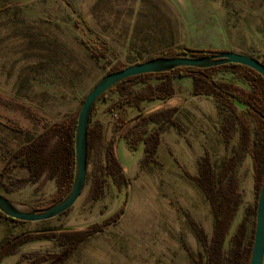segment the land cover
<instances>
[{"label":"rangeland","instance_id":"rangeland-1","mask_svg":"<svg viewBox=\"0 0 264 264\" xmlns=\"http://www.w3.org/2000/svg\"><path fill=\"white\" fill-rule=\"evenodd\" d=\"M186 50L231 51L264 63V0H0V194L24 212L51 206L57 180L46 170L31 174L21 150L51 125L72 118L109 71L156 57H188ZM210 78L250 90L227 69ZM150 79L155 85L156 78ZM144 83L126 87L136 94ZM117 91L107 92L91 117L89 126L101 125L103 142L125 131L120 117L109 122L107 106L119 99ZM192 100L176 117L179 130L167 124L162 131L152 162L143 161L145 145L141 153L128 145L122 151L126 183L102 170L103 150L92 148L83 190L66 213L40 222L0 218V243L9 239L18 254L15 264H206L191 223L210 238L214 217L192 178L206 155L218 173L239 135L231 136L225 151L219 104L205 95ZM235 104L248 117L246 107ZM164 134L174 138L166 141ZM174 141L186 156L181 147V155L175 151ZM195 143L201 154H190ZM253 173L249 155L236 159L239 203L224 254L242 223L241 244L249 246L257 201Z\"/></svg>","mask_w":264,"mask_h":264},{"label":"trees","instance_id":"trees-1","mask_svg":"<svg viewBox=\"0 0 264 264\" xmlns=\"http://www.w3.org/2000/svg\"><path fill=\"white\" fill-rule=\"evenodd\" d=\"M213 52L214 51L209 50H186L188 56L194 58L203 57ZM219 69H227L234 72L240 79L248 83L250 90L246 91L235 85L221 84L213 81L210 78V74ZM116 70L118 69H113L109 72ZM149 77H156L162 81L153 88L151 86H146L143 91L136 94L129 91V88L126 87V85H130L133 82L144 83ZM173 78L191 79L193 95L210 96L219 104L221 112L224 113L223 124L220 130L226 148L229 146L234 131V124L236 123L238 126V145L232 148V154L229 157H225L220 171L216 173L210 165L206 155L197 162L198 176L192 178L205 195L212 210L214 224L210 238H207L203 231L194 223H191V225L197 234L198 241L205 250L206 264H248L255 225L256 203L252 210L254 221L249 246L243 248L241 244L243 223L236 229L232 237V246L228 254L223 253L222 245L239 203L235 193V161L236 159L242 160L246 155H249L253 161V178L257 200L264 171V80L255 71L235 64H227L207 69L180 67L168 72L145 74L125 79L104 92L95 104L100 99H103L107 92L113 88H117L121 95L120 104L129 105L136 104L139 101L166 99L173 93L171 85V80ZM232 100L245 105L246 114L251 118L253 128H251L250 122L247 120L245 114L236 112ZM95 104L89 116L86 133L87 164L90 150L92 148H96L97 150L101 149L103 150L105 159V165L102 170L110 176L114 182L118 183L121 181L126 183L127 179L125 173L113 150V139L111 138L107 144L104 145L101 125L95 123L92 128L89 126ZM175 111L176 108H168L156 114L142 116L137 121L139 123L128 130L126 141L129 148L135 150L140 141L144 143V162L153 161L156 148L159 144V134L165 125L169 124L179 130V125L172 119ZM77 114L78 112L72 118L62 123L51 125L46 132L37 136L36 139L20 152L22 158L21 163L29 169L31 174L37 176L39 172L46 170L50 178H55L57 180V187L52 205L66 197L73 182L75 173L74 133ZM149 123L158 124L157 128L147 132V125ZM53 138H55V141L49 146ZM64 213H66V211L62 214ZM120 214L121 210L117 211L110 219V222H116ZM0 218L15 223H25L11 220L2 213H0ZM6 243H9V239L3 241L1 246ZM16 243V245H19L21 242L18 241Z\"/></svg>","mask_w":264,"mask_h":264},{"label":"water","instance_id":"water-1","mask_svg":"<svg viewBox=\"0 0 264 264\" xmlns=\"http://www.w3.org/2000/svg\"><path fill=\"white\" fill-rule=\"evenodd\" d=\"M227 64L247 67L255 71L264 80V64L258 60L231 51H214L203 57L152 58L116 71L108 72L101 77L84 97L78 110L74 133V178L69 193L61 201L49 207L31 212H24L15 207L7 198L0 194V213L11 220L21 222L46 221L67 211L80 196L87 169V127L92 108L98 98L119 82L145 74H157L175 68L207 69ZM264 254V171L257 196L255 209V225L248 264H261Z\"/></svg>","mask_w":264,"mask_h":264},{"label":"crops","instance_id":"crops-1","mask_svg":"<svg viewBox=\"0 0 264 264\" xmlns=\"http://www.w3.org/2000/svg\"><path fill=\"white\" fill-rule=\"evenodd\" d=\"M150 78H156V77L147 78L144 84H146L148 86H151L152 88L155 87L156 85H158L162 81L161 79L156 78L155 79L156 84L154 85V84H150L151 83L150 82V80H151ZM175 81H177V83H175ZM171 85H172V88H173V93H172V95L170 97H168L166 99H155V100H152V101H139L136 104H129V105L120 104L119 102L121 100V95L117 91L118 94H119V99L117 101H115V102H111L109 105L108 104H104L105 106L108 105L107 108H108L109 112H111V111L117 112L118 119L120 117L122 122H123L122 129H124L125 131H123V132L118 131V132H116V134L113 133L111 135V138L113 139V150H114V153H115L119 163L121 164V166H122V151L128 152L126 134H127L128 130L131 128V126L134 124V122H137L138 119L140 117H142V116L150 115V114H156L157 112H161L162 110L168 109V108H176V111L174 112V114L172 116V119L176 122V117H177L179 111L184 109V108H186V106L193 101L192 99L196 97L195 95L192 94V86L193 85H192V80L189 79V78H173L171 80ZM102 100L103 99H100L95 104V106L96 107L99 106V103ZM232 103H233V106L236 109V112L239 113V114H242V113H240L238 111V108H237L235 103H238V104H240L242 106H245V105H243V104H241V103H239V102H237L235 100H232ZM193 111L195 112V110H193ZM212 113H214L213 108H212ZM104 115L105 114H103L102 116H104ZM176 123H179V122H176ZM222 124L223 123H221V125H220V129L222 127ZM157 125L158 124H156V123H149L147 125V132H150V131L156 129ZM250 125H251V128H253V124L250 123ZM166 126L167 125H165L164 128ZM164 128H163V130H164ZM233 128H234V131H233V134H232L233 135L232 138L234 137V135L236 133L239 135L238 126H237L236 123L234 124ZM220 129H219V131H220V134H221V130ZM162 131L159 134V144L157 146V149L162 146V144H161V142H162L161 141V136H162L161 133H162ZM109 136H110V134H109ZM111 138H107V141L103 142V144L104 143L107 144V142ZM172 138H174L172 134L171 135H166V134L163 135V139L166 140V141H168V139L172 140ZM232 138H231V140H232ZM222 140H223V137H222ZM173 143H174L173 145H174L175 151L178 154H180L178 150H179V147H181L182 150L184 151L185 156H186V152H185L182 144L179 143V142H175V141ZM223 145H224V142H223ZM143 146H144L143 142L140 141L137 144V147H136L135 151L132 152V153H136V152L141 153V151L143 150ZM196 146H197V148H196ZM196 146L195 147L193 146L194 151H191L190 154H201V151L197 150V149H201V147H199L198 143L196 144ZM228 147L226 148L225 145H224L225 151H228ZM202 150H203V148H202ZM185 156H183V157H185ZM185 158H187V157H185ZM1 243H0V264H15L17 259H18V254H16L12 250L13 248H12V246H10V243H6V244H4L2 246H1Z\"/></svg>","mask_w":264,"mask_h":264},{"label":"built area","instance_id":"built-area-1","mask_svg":"<svg viewBox=\"0 0 264 264\" xmlns=\"http://www.w3.org/2000/svg\"><path fill=\"white\" fill-rule=\"evenodd\" d=\"M117 118H118L117 112H115V111L110 112V114H109V122L111 123V125L116 122Z\"/></svg>","mask_w":264,"mask_h":264}]
</instances>
